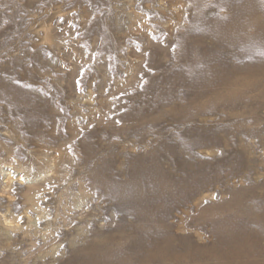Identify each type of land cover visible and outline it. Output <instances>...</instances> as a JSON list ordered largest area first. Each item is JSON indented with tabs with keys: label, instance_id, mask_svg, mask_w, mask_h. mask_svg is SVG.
I'll return each mask as SVG.
<instances>
[{
	"label": "rangeland",
	"instance_id": "1",
	"mask_svg": "<svg viewBox=\"0 0 264 264\" xmlns=\"http://www.w3.org/2000/svg\"><path fill=\"white\" fill-rule=\"evenodd\" d=\"M240 1L0 0V264H152L162 226L165 260L227 264L233 230L264 264V0Z\"/></svg>",
	"mask_w": 264,
	"mask_h": 264
},
{
	"label": "bare ground",
	"instance_id": "2",
	"mask_svg": "<svg viewBox=\"0 0 264 264\" xmlns=\"http://www.w3.org/2000/svg\"><path fill=\"white\" fill-rule=\"evenodd\" d=\"M232 1H234L230 6L231 7H235L234 5L238 2L239 4L241 3V1L240 0H232ZM247 1H250V0H247ZM237 3V4H238ZM249 3V2H248ZM242 4V3H241ZM246 4V3H245ZM249 6V5H248ZM234 9V8H233ZM226 30V29H225ZM225 38L226 37V35H225V33H222V38ZM212 67H213V69L216 71V73H218V71L219 70H216V67L212 64ZM211 67V68H212ZM263 72H264V69H263ZM196 78H197V80H198V84H203V83H205L206 82V80L202 77V76H200V75H198V76H196ZM230 77H228V75H224V76H221V75H217V77L216 78H214V79H212V84L213 85H221V84H225V82L226 81H229L230 79H229ZM232 81H233V79H231ZM233 219V218H232ZM222 221V220H221ZM220 221V224H221V226H228V225H230V224H232V221H231V219H225V220H223L222 222ZM162 223V222H161ZM229 227V226H228ZM224 229V228H223ZM227 232V231H226ZM167 230H166V228L165 227H150V229L148 230V236L152 239V243H151V245L153 246V251L150 253V255L146 258V259H148V261H149V263H152V264H168L167 263V261H169V260H165V259H163V258H161L160 256H158L157 257V254H163V252H164V248L162 249V247H161V241L163 240V238L167 235ZM228 237H225V236H222V240H220V242H219V244H218V246H219V248H220V246H221V244H224V243H228V244H231V245H228L227 246V248H223L222 249V251H221V253L223 254V255H221L220 256V258H222L223 256H227V255H230V256H233V259L234 260H230L229 259V262L227 263V264H235V258H236V256L237 257H239V255L241 256V251L239 252L238 250H240L239 249V247L236 245V246H234V242H235V240L238 238V237H240L238 234H236L235 233V231H231L230 233H229V235H227ZM169 241V240H168ZM167 241V242H168ZM172 241H169L168 242V244H170ZM167 244V245H168ZM238 247V248H237ZM219 248H217V249H219ZM219 251V250H218ZM243 251V250H242ZM245 251V250H244ZM220 253V254H221ZM245 253H247V252H245ZM244 254V253H243ZM242 254V255H243ZM244 257V256H243ZM240 258V257H239ZM170 261L171 262H173V263H175V264H179V263H181V262H184V261H190V260H184V258H182L181 256H180V254H174L173 255V257L170 259ZM169 261V262H170ZM238 261V260H237ZM246 261V260H245ZM244 261V262H245ZM106 262H107V260H81V262H79V263H77V264H106ZM195 262V261H194ZM213 262V261H212ZM215 262L217 263V264H226V263H224L223 262V260H217V258H216V260H215ZM194 264V263H193ZM214 264V263H213ZM255 264V263H254Z\"/></svg>",
	"mask_w": 264,
	"mask_h": 264
}]
</instances>
